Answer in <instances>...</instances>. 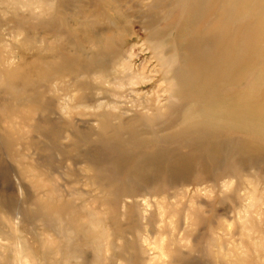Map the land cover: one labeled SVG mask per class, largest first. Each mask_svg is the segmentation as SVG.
Segmentation results:
<instances>
[{
  "label": "rangeland",
  "instance_id": "obj_1",
  "mask_svg": "<svg viewBox=\"0 0 264 264\" xmlns=\"http://www.w3.org/2000/svg\"><path fill=\"white\" fill-rule=\"evenodd\" d=\"M0 264H264V0H0Z\"/></svg>",
  "mask_w": 264,
  "mask_h": 264
},
{
  "label": "bare ground",
  "instance_id": "obj_2",
  "mask_svg": "<svg viewBox=\"0 0 264 264\" xmlns=\"http://www.w3.org/2000/svg\"><path fill=\"white\" fill-rule=\"evenodd\" d=\"M19 215V214H18Z\"/></svg>",
  "mask_w": 264,
  "mask_h": 264
}]
</instances>
